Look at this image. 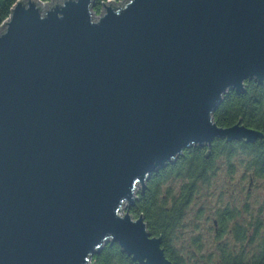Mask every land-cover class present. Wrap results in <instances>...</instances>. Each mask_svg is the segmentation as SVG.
<instances>
[{
	"label": "water",
	"instance_id": "obj_1",
	"mask_svg": "<svg viewBox=\"0 0 264 264\" xmlns=\"http://www.w3.org/2000/svg\"><path fill=\"white\" fill-rule=\"evenodd\" d=\"M43 4H48L44 6ZM18 0L0 27V264H173L121 214L192 145L264 133L213 112L264 80V0Z\"/></svg>",
	"mask_w": 264,
	"mask_h": 264
},
{
	"label": "trees",
	"instance_id": "obj_2",
	"mask_svg": "<svg viewBox=\"0 0 264 264\" xmlns=\"http://www.w3.org/2000/svg\"><path fill=\"white\" fill-rule=\"evenodd\" d=\"M17 1L0 0V27ZM121 1L94 0L93 13H100L107 2ZM213 120L222 127L241 121L264 133V80L248 79L240 92L230 89L213 112ZM237 156L241 158L245 174H250L249 187L257 181H264V139L246 142L218 137L211 146L197 144L186 148L174 161L150 175L145 188L137 189L134 203L127 205L126 211L135 218L144 216L147 229L153 236L162 237V247L173 264H188L191 260L190 257L185 258L174 245L176 237L184 235V220L191 206L204 188L213 187L220 170L219 161H224L229 172L233 173L235 166L232 161ZM201 212L202 209L199 217ZM245 212L248 219H243L238 208L226 206L221 209L218 219L213 221L217 226L216 240L232 235L234 244L217 243L218 253L210 251L202 255L199 262L191 264H264V200L258 211L253 213L250 208H245ZM230 222H233L232 226ZM193 237L201 250L197 237H202V234L197 232ZM92 261L96 264H140L116 242H107L101 251L94 254Z\"/></svg>",
	"mask_w": 264,
	"mask_h": 264
},
{
	"label": "rangeland",
	"instance_id": "obj_3",
	"mask_svg": "<svg viewBox=\"0 0 264 264\" xmlns=\"http://www.w3.org/2000/svg\"><path fill=\"white\" fill-rule=\"evenodd\" d=\"M57 1L61 3L63 0ZM50 2H53V0ZM113 3L117 5L115 2ZM105 9L106 7L103 5L100 13H93V18L97 20L105 12ZM240 161L241 158L239 156L233 159L232 162L235 166L233 173L229 172L228 166L224 161H219L220 170L214 179L213 187L210 189L204 188L201 195L191 206L190 212L184 220V235L183 237H176L174 241L175 247L180 250L182 255L185 258L190 257L191 260H189L188 264L199 262L202 255H206L210 251L218 253L216 248L218 241L215 237L217 226L214 225L213 221L218 219L221 209L226 206L234 209L238 208L242 212L243 219H248L245 208H250L254 213L258 211V208L263 203L264 181H257L255 185L249 187L250 174L249 172L245 174ZM176 187L178 189V186ZM126 208L127 203L123 205L121 214L126 213ZM201 209L203 212H201L199 217L198 214ZM196 223L198 224L197 228H195ZM229 224L232 226L233 222ZM197 232L202 234V237H197L199 238L198 242L202 246L201 250L195 244V237H193ZM227 237L233 236L229 235Z\"/></svg>",
	"mask_w": 264,
	"mask_h": 264
},
{
	"label": "flooded vegetation",
	"instance_id": "obj_4",
	"mask_svg": "<svg viewBox=\"0 0 264 264\" xmlns=\"http://www.w3.org/2000/svg\"><path fill=\"white\" fill-rule=\"evenodd\" d=\"M234 241H235L234 237H219L218 243L220 245H224V244H228L229 245V243L234 244ZM218 252H219V250H218Z\"/></svg>",
	"mask_w": 264,
	"mask_h": 264
},
{
	"label": "bare ground",
	"instance_id": "obj_5",
	"mask_svg": "<svg viewBox=\"0 0 264 264\" xmlns=\"http://www.w3.org/2000/svg\"><path fill=\"white\" fill-rule=\"evenodd\" d=\"M45 7L48 6V4H43Z\"/></svg>",
	"mask_w": 264,
	"mask_h": 264
}]
</instances>
